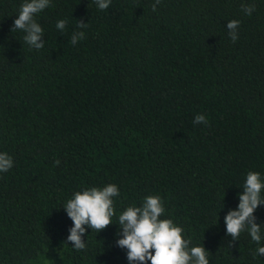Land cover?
<instances>
[{
	"label": "trees",
	"instance_id": "1",
	"mask_svg": "<svg viewBox=\"0 0 264 264\" xmlns=\"http://www.w3.org/2000/svg\"><path fill=\"white\" fill-rule=\"evenodd\" d=\"M24 2L0 0V154L13 159L0 172V264H129L116 223L150 195L209 264H264V204L259 245L245 231L231 247L224 220L249 172L264 181V0H161L156 11L155 0H52L35 17L39 50L13 31ZM108 184L120 189L113 224L75 250L63 206Z\"/></svg>",
	"mask_w": 264,
	"mask_h": 264
},
{
	"label": "clouds",
	"instance_id": "2",
	"mask_svg": "<svg viewBox=\"0 0 264 264\" xmlns=\"http://www.w3.org/2000/svg\"><path fill=\"white\" fill-rule=\"evenodd\" d=\"M100 10H107L111 0H95ZM161 0H155L152 10H157ZM53 6L52 0H25L21 5L18 18L14 21L13 31L21 30L26 33L24 41L34 49L45 47L44 29L36 21L35 17ZM241 10L248 16L255 11L254 4H242ZM239 20H230L227 23L228 34L233 43L238 39ZM88 25L79 20L78 27L86 28ZM66 20H59L56 28L64 31ZM85 38L84 31L74 32L71 43L77 44ZM208 121L203 114H197L194 123L206 124ZM56 165L60 164L57 160ZM13 167V159L7 153L0 154V172H7ZM264 189V181L258 172H249L239 194V205L236 210H229L224 217L227 235L231 237V247L235 241H239L241 233L247 231L252 241L258 245L262 240L261 225L257 224L254 213L258 207L264 204L261 191ZM120 195V189L115 184H108L103 188L92 187L83 191H77L72 199L63 206L68 217L73 221L69 229L70 234L66 243L71 242L75 250H85L87 245L84 236L88 229L100 232L107 229L116 215L114 198ZM165 214V206L160 196L150 195L144 198L142 206H130L118 217L122 236L116 243L122 249H127L129 264H209L208 252L203 246L189 247L191 239H185L182 235L184 229L177 226L171 219H161ZM255 255H264V246H259Z\"/></svg>",
	"mask_w": 264,
	"mask_h": 264
}]
</instances>
